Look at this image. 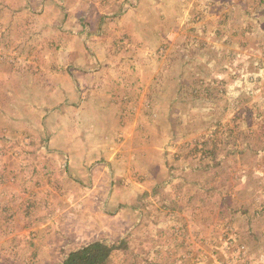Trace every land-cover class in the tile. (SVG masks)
Masks as SVG:
<instances>
[{
    "label": "rangeland",
    "instance_id": "1",
    "mask_svg": "<svg viewBox=\"0 0 264 264\" xmlns=\"http://www.w3.org/2000/svg\"><path fill=\"white\" fill-rule=\"evenodd\" d=\"M100 240L264 264V0H0V264Z\"/></svg>",
    "mask_w": 264,
    "mask_h": 264
},
{
    "label": "trees",
    "instance_id": "2",
    "mask_svg": "<svg viewBox=\"0 0 264 264\" xmlns=\"http://www.w3.org/2000/svg\"><path fill=\"white\" fill-rule=\"evenodd\" d=\"M116 249L111 241H96L65 255L63 264H108Z\"/></svg>",
    "mask_w": 264,
    "mask_h": 264
},
{
    "label": "crops",
    "instance_id": "3",
    "mask_svg": "<svg viewBox=\"0 0 264 264\" xmlns=\"http://www.w3.org/2000/svg\"><path fill=\"white\" fill-rule=\"evenodd\" d=\"M35 234V233H34ZM36 235V234H35Z\"/></svg>",
    "mask_w": 264,
    "mask_h": 264
}]
</instances>
